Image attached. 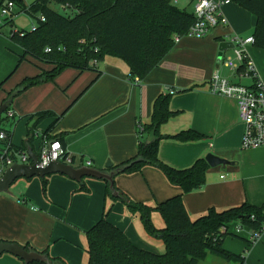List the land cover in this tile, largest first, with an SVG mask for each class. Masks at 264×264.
I'll return each instance as SVG.
<instances>
[{"label": "crops", "instance_id": "0c3cea01", "mask_svg": "<svg viewBox=\"0 0 264 264\" xmlns=\"http://www.w3.org/2000/svg\"><path fill=\"white\" fill-rule=\"evenodd\" d=\"M187 3L190 9L181 8L194 12L192 0H185ZM222 13L227 20L225 25L214 28L203 38H181L140 84L131 82L130 68L124 60L106 56L98 63L99 71L66 67L54 79L17 93L8 103L15 116L5 122L11 143L20 147L34 136L26 150L31 146L38 152L45 138L58 136L74 166L91 161L93 167L110 172L113 166L137 155L139 124L151 121L155 100L169 93L170 107L177 114L161 125V133L169 136L194 129L204 137L192 142L164 137L159 147L160 158L176 168L189 167L208 153L234 163L210 167L206 183L188 193L170 183L154 166L116 175V186L132 199L151 204L183 194L192 218L211 207L223 210L244 202L263 205L264 145L243 147L245 124L240 118L237 100L210 89V80L217 70L233 83L253 84L252 77L234 72L225 64L227 57L235 56V45L223 50L221 57L219 45L223 40L232 41L235 34L253 35L257 16L233 0L223 6ZM5 39L14 42L1 30L0 42ZM15 44L20 52L14 69L0 78V105L8 102L10 93L25 79L53 67L30 56L20 61L24 50ZM246 50L264 83V49L249 44ZM24 61L34 63L37 68L28 65L22 68ZM45 110L63 115L50 130L56 117L39 121L36 116ZM34 118L38 119L33 122ZM152 138V133H145L147 141ZM108 163L112 166L107 167ZM81 182L88 190H81ZM106 190L105 180L92 177L77 181L65 174L53 173L48 177L46 191L39 176L19 178L8 191L0 193V240L48 250L51 256L62 257L70 264H85V232L111 207L109 221L119 226L134 244L163 252L164 243L147 234L141 218L132 214L122 200L107 196ZM163 226V223L159 225ZM230 233L223 243L227 251L246 252L244 264H264V231L252 245H249L254 235L251 228L234 222ZM220 259L214 260L215 263L239 264ZM0 264H23V261L4 252L0 253Z\"/></svg>", "mask_w": 264, "mask_h": 264}, {"label": "trees", "instance_id": "16d2710c", "mask_svg": "<svg viewBox=\"0 0 264 264\" xmlns=\"http://www.w3.org/2000/svg\"><path fill=\"white\" fill-rule=\"evenodd\" d=\"M9 1L14 2L18 9L5 18L3 26H11L9 37L24 50L20 61L30 56L53 67L25 79L17 90L10 93L8 103L17 93L30 86L54 79L66 67L99 71L94 60L100 62L106 56L121 58L129 65L130 77L143 80L172 50L175 36L185 34L195 21L194 12L179 7L176 0H32L28 5L23 0H2L0 13L1 8ZM233 1L257 16L254 45L264 49V0ZM53 3L72 9L74 13L64 14L53 8ZM21 12L36 19V25L32 29L15 27L14 17ZM170 100L169 93L157 97L151 121L139 124L137 155L111 169L117 171L118 175L154 166L165 174L170 183L180 187L183 193H188L206 183L211 166L205 157L198 158L186 168H176L160 158L159 147L164 137L176 138L182 142H192L204 137L194 129L182 130L169 136L161 133V125L177 114L171 109ZM36 116L39 121L55 116L50 130L63 115L45 110L38 112ZM147 132L153 134L150 141L145 139ZM10 137L9 133L4 142L8 145V152L13 149L26 150L28 143L34 139L32 136L17 147L11 143ZM49 139L60 138L52 136ZM68 156L65 152L63 160ZM50 175L41 177L44 191ZM106 182V195L122 200L132 214L141 218L147 234L164 243L165 250L157 253L134 244L119 226L109 221V207L102 218L85 232L88 264H199L210 253L227 261L244 264L246 252L235 254L223 246L224 239L231 234L230 225L238 222L253 230L254 235L249 240V245L257 241V232L264 230V204L257 206L244 202L223 210L211 207L206 213L192 218L185 206L183 194L151 204L132 199L116 184L115 188L120 196L115 197L110 183ZM81 190H88L83 182ZM154 212H158L163 218V227L154 224ZM24 246L28 250H36L29 244ZM39 252L48 256L49 262L36 261L29 264H70L62 257L51 256L48 250ZM21 260L23 264H28Z\"/></svg>", "mask_w": 264, "mask_h": 264}, {"label": "built area", "instance_id": "2783aa9c", "mask_svg": "<svg viewBox=\"0 0 264 264\" xmlns=\"http://www.w3.org/2000/svg\"><path fill=\"white\" fill-rule=\"evenodd\" d=\"M192 2L194 4L195 21L185 34L175 36V43H179L184 36L206 37L211 34L214 28L227 23L226 18L223 16L222 8L225 4L230 3L231 0H192ZM14 9L15 4L12 1H9L1 8L0 27L5 24V18L9 17ZM42 20H44L43 17ZM232 42L235 45V56L227 57L225 64L234 72H242V75L252 77L253 84L233 83L224 78L217 70L210 80V89L216 94L233 97L237 100L240 118L245 124L243 147H261L264 145V83L258 77L256 66L246 50L247 45L254 44L255 38L253 35L242 37L235 34L232 37ZM94 63L98 64V61L94 60ZM131 82L140 84L142 80L135 77L131 78ZM171 92L173 91L171 90ZM14 116V110L9 108L2 114L0 122V177L13 164L30 162L27 150L13 149L8 152V145L4 143L7 140L6 136L9 134L7 128H5V122L7 118H13ZM65 152L66 149L60 139L45 138L39 150L41 163L46 165L50 159L72 163L70 156L63 160ZM86 165L92 166V162L88 161ZM221 178H224V175H221ZM262 232H257L258 239Z\"/></svg>", "mask_w": 264, "mask_h": 264}, {"label": "water", "instance_id": "95a60500", "mask_svg": "<svg viewBox=\"0 0 264 264\" xmlns=\"http://www.w3.org/2000/svg\"><path fill=\"white\" fill-rule=\"evenodd\" d=\"M234 43L232 41L223 40L219 45V57L222 56V52L225 49L233 48ZM8 102L0 105V122L2 119V114L8 109ZM38 118H34L33 122ZM33 122L30 124L32 126ZM27 153L30 157L29 163H15L11 165L2 177H0V193L6 192L10 189L11 185L19 178L26 177L32 178L34 176L43 177L46 175H50L53 173H61L69 176L72 179L77 181H82L85 177H92L97 179H103L110 183V188L113 191V196L119 197L120 193L115 188V176L117 171H104L93 166L82 165L79 167L74 166L72 163H66L62 160H49L46 165L41 163V158L39 155V151H35L31 146L28 147ZM206 160L210 164L211 167L222 166L226 167L229 164H233L234 162L213 154L208 153L206 155ZM112 163H108L107 167H111ZM9 252L12 253L21 259H23L26 263H33L36 261L41 262H49V257L45 254L37 250H28L24 245L12 242L0 240V253Z\"/></svg>", "mask_w": 264, "mask_h": 264}, {"label": "rangeland", "instance_id": "374dc122", "mask_svg": "<svg viewBox=\"0 0 264 264\" xmlns=\"http://www.w3.org/2000/svg\"><path fill=\"white\" fill-rule=\"evenodd\" d=\"M23 1L25 4H27V5L29 4V2H28L29 0H23ZM175 2L179 7L187 6L189 9L191 8L190 6H188V3L185 4V0H178ZM52 6L54 9H56V10H58L64 14H67V15H71L74 13V11L72 9L64 8L63 6H60V5L55 4V3H53ZM17 9L18 8L15 7L14 11H17ZM14 23H15L14 25L18 28H24V29L30 30L36 25V19L27 13L21 12L14 17ZM10 28H11V26L5 25L2 27L1 30H2V32L5 33L6 36H8V34L10 32ZM19 52H20V49H19V47H17V45L14 42L10 43L6 39H5V42H0V78H5L8 75V73L14 69L15 63L18 60L17 53H19ZM27 65L29 66V68H37L34 63H30L27 61L23 62L22 68H24ZM17 88H16V90H17ZM152 219H153L155 225L159 226L162 223L164 224V220L158 212L153 213ZM213 258H215V259H213ZM217 259H220V257L210 253L206 259L200 260L199 264H216L214 260H217ZM84 263L88 264V255L86 253H85ZM230 264H232V263H230Z\"/></svg>", "mask_w": 264, "mask_h": 264}]
</instances>
